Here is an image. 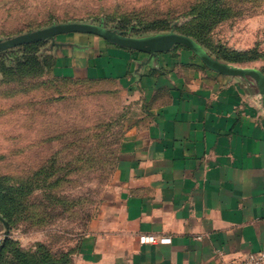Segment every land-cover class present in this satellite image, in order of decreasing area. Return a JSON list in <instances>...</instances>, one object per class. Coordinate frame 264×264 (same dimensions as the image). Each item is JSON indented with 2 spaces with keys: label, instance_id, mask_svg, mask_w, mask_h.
<instances>
[{
  "label": "crops",
  "instance_id": "crops-1",
  "mask_svg": "<svg viewBox=\"0 0 264 264\" xmlns=\"http://www.w3.org/2000/svg\"><path fill=\"white\" fill-rule=\"evenodd\" d=\"M58 38L62 76L116 81L141 103L75 264H235L264 251L261 82L212 69L180 43L145 52L95 34Z\"/></svg>",
  "mask_w": 264,
  "mask_h": 264
},
{
  "label": "rangeland",
  "instance_id": "rangeland-1",
  "mask_svg": "<svg viewBox=\"0 0 264 264\" xmlns=\"http://www.w3.org/2000/svg\"><path fill=\"white\" fill-rule=\"evenodd\" d=\"M204 7L209 30L199 40L188 33ZM69 24L134 38L179 35L219 67L264 77V0H16L0 9V43ZM58 37L0 53V194L10 218L0 214L9 225L0 264H75L109 196L128 124L140 114L141 103L116 81L62 76ZM33 58L31 79L24 66Z\"/></svg>",
  "mask_w": 264,
  "mask_h": 264
},
{
  "label": "water",
  "instance_id": "water-1",
  "mask_svg": "<svg viewBox=\"0 0 264 264\" xmlns=\"http://www.w3.org/2000/svg\"><path fill=\"white\" fill-rule=\"evenodd\" d=\"M69 33L95 34L108 39L114 44L126 48L142 50L145 52L163 51L169 49L170 47H172L177 43L184 44L193 51H195V53L212 69L233 76L241 75V76H251L257 78L262 84L263 94H264V77L261 72H252L251 70L239 69L229 66L219 67L217 64H215V61H213L206 53H204V51L197 43L193 42L191 39L175 34L134 38V37H127L122 34H117L101 26L90 25V24H69V25H64L61 27L41 31L32 35H28L16 39H9L5 42H1L0 53L25 44L46 41L55 38L59 35H64ZM0 221L5 226V238H7L9 235L8 222L1 215H0Z\"/></svg>",
  "mask_w": 264,
  "mask_h": 264
},
{
  "label": "trees",
  "instance_id": "trees-1",
  "mask_svg": "<svg viewBox=\"0 0 264 264\" xmlns=\"http://www.w3.org/2000/svg\"><path fill=\"white\" fill-rule=\"evenodd\" d=\"M208 1L209 2H212V1L213 2H218L220 0H208ZM195 8L196 7L192 6V12H194ZM203 9H205V10L200 11V13H199V15L200 14L201 15L198 17L199 21H198L197 27L192 28V29L190 28L189 29V33H188L189 35H193V36L197 37L199 40L204 39L203 32L209 30V26H208L209 24L207 22V21H209V19H208L209 15H206L205 13H207L211 8L210 7H204ZM166 24L167 23L162 25L161 28L167 27ZM33 45H35V44H33ZM28 46H32V45H28ZM36 61L37 60L33 58V60L28 63L29 64L28 67L24 66V68L27 69L26 73L24 71H22L20 73L21 74L25 73V75H28L29 78L34 79L35 78L34 75L36 74V68H33L34 67L33 65L36 66V64H35ZM14 81H20V80H14ZM15 83H16L15 87L22 86L21 82H15ZM29 85H31L30 82L27 83V86H29ZM7 211H8V208L4 205L3 200L1 198V194H0V214L9 221L10 218L8 217V212ZM34 264H66V263L65 262H61L58 259L54 260L53 258L50 257V258H41V259L37 260Z\"/></svg>",
  "mask_w": 264,
  "mask_h": 264
},
{
  "label": "built area",
  "instance_id": "built-area-1",
  "mask_svg": "<svg viewBox=\"0 0 264 264\" xmlns=\"http://www.w3.org/2000/svg\"><path fill=\"white\" fill-rule=\"evenodd\" d=\"M143 244H169L171 243L170 238H161L154 235H144L140 238ZM235 264H264V251L260 253H254L248 257L237 261Z\"/></svg>",
  "mask_w": 264,
  "mask_h": 264
}]
</instances>
